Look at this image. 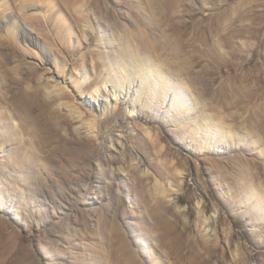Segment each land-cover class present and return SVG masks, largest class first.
<instances>
[{"label":"rangeland","instance_id":"374dc122","mask_svg":"<svg viewBox=\"0 0 264 264\" xmlns=\"http://www.w3.org/2000/svg\"><path fill=\"white\" fill-rule=\"evenodd\" d=\"M153 1L0 0V264H264V0Z\"/></svg>","mask_w":264,"mask_h":264},{"label":"bare ground","instance_id":"6f19581e","mask_svg":"<svg viewBox=\"0 0 264 264\" xmlns=\"http://www.w3.org/2000/svg\"><path fill=\"white\" fill-rule=\"evenodd\" d=\"M155 1V0H154ZM153 1V2H154ZM173 1H175V0H173ZM157 2V1H156ZM97 3V2H96ZM159 3V2H158ZM157 3V4H158ZM24 4V3H23ZM148 4H150V3H148ZM99 5H100V3H99ZM111 6V5H110ZM154 6V5H153ZM102 4H101V6H96V8H95V10H93V12H92V14H94L97 18H98V22L100 23V24H104L105 23V21L107 20V15H110V13L111 12H108V9H109V7L107 8V10L105 11V9H103L102 10ZM169 7V6H168ZM160 8L162 9V12H161V16L159 17V19L163 22L162 24H166V2L164 1L163 2V6L161 7L160 6ZM111 9V8H110ZM130 9V8H129ZM112 10V9H111ZM137 10H140L139 8L137 9ZM169 10H170V15H172L175 11H177L176 10V6H175V4H173L171 7H169ZM80 11L81 12H83L84 10L82 9V6H81V8H80ZM134 12H135V10H133V9H131V15H133L134 14ZM151 11H149V10H147V14H148V16H150L149 18H151V20H152V16H154V14L152 15V12H151V14H149ZM155 13V12H154ZM181 13V12H180ZM212 13V12H211ZM103 14V15H102ZM137 14V13H136ZM144 14H146V13H144ZM157 15V14H156ZM155 15V16H156ZM85 17H86V15H84ZM262 16H264V14L262 15ZM109 17V16H108ZM141 17V16H140ZM209 17H211V14H205V15H203V17H202V19L203 20H206V19H209ZM263 18V17H262ZM157 19V18H156ZM142 19H139L138 18V25L140 26H138L139 28V31H138V34L137 35H135V36H137L136 38H137V40H138V45L135 47V46H133V47H135V51H140V50H142V51H149L150 49H151V51H152V46L154 45L155 46V44H153V45H151V43H152V40H151V38H150V35H149V33H148V31H146V29H144V28H147L148 27V23L149 22H147L146 24H144L143 25V20L141 21ZM48 21V20H47ZM137 22V21H136ZM0 23H1V25L0 26H2L3 28H5V27H7V25H8V22L7 21H2V20H0ZM50 23V22H49ZM110 24V23H109ZM111 24H113L114 25V27H116V26H119L120 24H119V21L117 20V22H111ZM157 24V23H156ZM205 24V23H204ZM46 23H43L42 22V20L41 21H39V23H38V27H41V28H46ZM112 28H114L112 25H110ZM143 26V27H142ZM150 26V25H149ZM260 28H256L255 26H254V28L253 27H251V26H249V28L248 27H242V29L241 30H238L236 33L238 34V35H240V36H245V35H249L248 33H250V35H251V33L253 34V35H255V36H258V32H257V30H259ZM24 30V29H23ZM25 32V31H24ZM136 33V32H135ZM32 33H29V37H30V40L34 43V44H36L37 46H39V47H41V49L43 50V52H44V55L47 57H45V60H50V56L48 55V52L46 51V49L45 48H43V46H40V44L38 43V41L36 40V38H34L33 37V35H31ZM128 34V33H127ZM28 35V34H27ZM31 35V36H30ZM147 35V36H146ZM253 35H251V36H253ZM149 36V37H148ZM152 36V35H151ZM151 41V42H150ZM123 46V45H122ZM127 47H131V49H133V47H132V45L131 46H127ZM121 49V48H120ZM124 49H125V47H124ZM121 50L120 51V53H122V58L120 59V62L122 63V65H124L125 67H128L129 65H128V60H126V59H123V57L125 58V56H126V53H125V56H124V51L126 50ZM154 49V48H153ZM157 49H154V51H156ZM95 51V50H94ZM118 51V50H117ZM128 50H126V52H127ZM134 51V52H135ZM110 53V52H109ZM136 53L137 52H135V53H133L134 55H136ZM131 54V53H130ZM139 54H140V52H139ZM132 55V54H131ZM133 56V55H132ZM132 56H128L129 58L130 57H132ZM138 56H140V55H138ZM137 56V60H135V58L136 57H132V60L131 59H129L130 61H131V66H136V67H143V68H146V64H145V59L143 60L142 58L140 59L139 57ZM141 56H144V54L142 55L141 54ZM232 57L234 58V57H236V55L234 54V53H232ZM232 57H230V58H232ZM84 59V58H83ZM98 61V60H97ZM104 62V61H103ZM145 64V65H144ZM101 64H100V62H96L95 63V68L97 69V68H99V66H100ZM104 66H107V69L108 70H111L110 68H111V65H107V63H105L104 64ZM130 66V67H131ZM150 67V66H149ZM151 68V67H150ZM41 69H43L42 67H36V70L35 71H39V70H41ZM129 69V68H128ZM150 70V69H149ZM126 73V72H125ZM39 74V73H38ZM257 77H258V75H257ZM262 77V76H261ZM260 77V78H261ZM259 78V77H258ZM48 80V79H47ZM111 81H113L112 80V78H111V80L109 79V80H107V82H105L106 83V87L108 88V83H110ZM260 81V80H259ZM61 83V82H60ZM59 83V84H60ZM82 83V87L85 85V87L87 88V87H90V86H92L93 85V82L92 81H89L88 82V76H87V74L85 75V81H83V82H81ZM262 83V82H261ZM112 84V83H111ZM112 87L110 88V90H111V93L113 94V95H117L118 94V88H117V86L113 83L112 85H111ZM54 87V86H53ZM40 88V87H39ZM52 88V87H51ZM261 88V87H260ZM254 89V88H253ZM38 91H39V89L38 88H36L34 91H32V92H29V94H27V93H25L24 91L22 92V96L19 98V99H17L16 100V104L18 105V106H25V107H27V108H30V106L33 104V102H34V100H36V98H37V95H38ZM96 91L97 92H99V94H101L102 93V91L100 90V88H96ZM54 92V90H50V93H53ZM21 94V93H20ZM104 98V97H103ZM108 99V98H107ZM97 102H96V104L94 105L93 103H91V104H93V106H94V108L95 109H97L96 111H99V112H103V113H107V112H109V111H105V110H107V103H108V101L107 100H105V99H101V100H96ZM32 107V106H31ZM33 109V108H32ZM110 111H112V110H110ZM76 112V111H75ZM113 112V111H112ZM104 114V115H105ZM108 114V113H107ZM106 114V115H107ZM79 115V114H78ZM110 115V114H109ZM78 117V116H77ZM76 117V118H77ZM79 118V117H78ZM2 119V118H1ZM101 122H102V120H101ZM99 123H100V121H99ZM1 124V123H0ZM99 128V127H98ZM81 129V128H80ZM92 129H96V127H91V129L89 130V133H95V130H92ZM96 136H99L100 135V133L97 131L96 132V134H95ZM147 135H149L151 138H152V136L150 135V131L147 129ZM100 137H101V135H100ZM234 135H231L230 137H228L229 138V140H231V142H233V144L235 145L236 143H234ZM151 138H149V139H151ZM262 140V139H261ZM260 140V141H261ZM258 141V140H257ZM259 144H260V142H259ZM110 148H113V149H115L116 151H120V152H125V148H126V143L124 142V140L123 139H121V137L120 136H118L117 137V139H111L110 140ZM264 154V153H263ZM134 159H135V161H137L138 162V164H141L142 165V159L141 158H139L138 157V155H136L135 157H134ZM258 166V165H257ZM147 171L145 170V173H146ZM255 173V172H254ZM256 175H258V174H256ZM259 177H260V175H259ZM258 177V178H259ZM257 194V193H256ZM259 194V193H258ZM259 195H261V194H259ZM258 195V196H259ZM173 200H174V198H172ZM175 202H176V200H175ZM262 204V203H261ZM263 206H264V204H262ZM258 206H260V205H258ZM202 212V211H201ZM204 226H205V228H207L208 226H209V224L210 223H208V219H204ZM207 230H209V228H207Z\"/></svg>","mask_w":264,"mask_h":264}]
</instances>
